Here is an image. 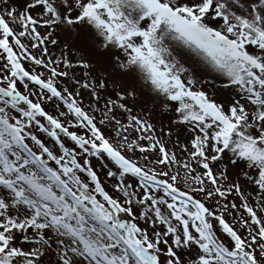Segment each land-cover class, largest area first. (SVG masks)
<instances>
[{
    "label": "rangeland",
    "instance_id": "374dc122",
    "mask_svg": "<svg viewBox=\"0 0 264 264\" xmlns=\"http://www.w3.org/2000/svg\"><path fill=\"white\" fill-rule=\"evenodd\" d=\"M0 118V264H264V0H0Z\"/></svg>",
    "mask_w": 264,
    "mask_h": 264
},
{
    "label": "water",
    "instance_id": "95a60500",
    "mask_svg": "<svg viewBox=\"0 0 264 264\" xmlns=\"http://www.w3.org/2000/svg\"><path fill=\"white\" fill-rule=\"evenodd\" d=\"M13 74L15 76L18 77L19 80H23V79H26L28 78V75H26L18 66H14V72ZM39 84H41L42 86H44L45 88L49 89V90H52L50 87L46 86L45 84L39 82ZM54 92V90H52ZM198 102L202 103V104H207V102L200 98V99H197ZM58 130L63 133V134H66V135H69L65 130L61 129L60 127H58ZM72 138H75L74 136L70 135ZM67 170V169H66Z\"/></svg>",
    "mask_w": 264,
    "mask_h": 264
}]
</instances>
